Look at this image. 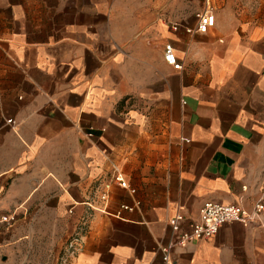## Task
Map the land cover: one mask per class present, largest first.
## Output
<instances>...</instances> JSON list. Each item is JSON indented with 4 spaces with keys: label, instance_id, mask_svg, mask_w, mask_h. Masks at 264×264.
Listing matches in <instances>:
<instances>
[{
    "label": "crops",
    "instance_id": "1",
    "mask_svg": "<svg viewBox=\"0 0 264 264\" xmlns=\"http://www.w3.org/2000/svg\"><path fill=\"white\" fill-rule=\"evenodd\" d=\"M208 2L201 33L207 0H0V264H61L84 218L69 264H163L206 203L264 201V0ZM114 165L136 192L103 202ZM172 258L264 264V226Z\"/></svg>",
    "mask_w": 264,
    "mask_h": 264
},
{
    "label": "built area",
    "instance_id": "2",
    "mask_svg": "<svg viewBox=\"0 0 264 264\" xmlns=\"http://www.w3.org/2000/svg\"><path fill=\"white\" fill-rule=\"evenodd\" d=\"M198 18L197 31L201 33L208 32L216 23V16L212 10V4L207 0L206 9L199 11L196 14ZM178 25H175V29ZM191 31V29H189ZM165 59L168 63L172 64L176 69H182L183 64L180 62L175 54V48L173 44L167 43L165 45ZM89 137L94 135L93 131L87 132ZM112 178L103 184L102 190L99 194L101 201L107 202L110 198V191L112 183L117 182L122 188L129 189L131 193H135L136 190L132 188L124 178L122 171L117 165L113 166ZM124 209H133L130 205H122ZM264 211V201L260 199L254 204L253 209L247 210L236 203H220V202H208L200 210L199 217L194 221L193 228L190 231L183 232L179 239L174 242L168 243L161 247L163 264H173L172 251L175 249L185 248L189 243L195 242L201 239H208L218 232L220 227L227 222H241L248 226L252 223L263 224L262 215ZM184 219V216L179 214L175 218L170 219L172 226H177L180 221ZM16 220V214H6L0 217V227L4 224L14 222ZM88 223L87 219L81 220L76 231L69 239L65 252L62 257L61 264H69L72 259L76 258L84 247V239L87 231Z\"/></svg>",
    "mask_w": 264,
    "mask_h": 264
},
{
    "label": "rangeland",
    "instance_id": "3",
    "mask_svg": "<svg viewBox=\"0 0 264 264\" xmlns=\"http://www.w3.org/2000/svg\"><path fill=\"white\" fill-rule=\"evenodd\" d=\"M48 263H49V264H52L51 262H47V264H48Z\"/></svg>",
    "mask_w": 264,
    "mask_h": 264
}]
</instances>
